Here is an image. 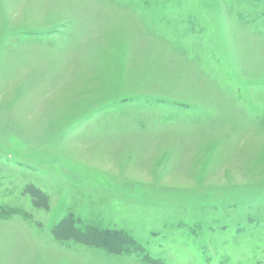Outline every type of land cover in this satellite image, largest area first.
Returning <instances> with one entry per match:
<instances>
[{
    "label": "rangeland",
    "instance_id": "rangeland-1",
    "mask_svg": "<svg viewBox=\"0 0 264 264\" xmlns=\"http://www.w3.org/2000/svg\"><path fill=\"white\" fill-rule=\"evenodd\" d=\"M90 230L264 264V0H0V264H147Z\"/></svg>",
    "mask_w": 264,
    "mask_h": 264
},
{
    "label": "trees",
    "instance_id": "trees-1",
    "mask_svg": "<svg viewBox=\"0 0 264 264\" xmlns=\"http://www.w3.org/2000/svg\"><path fill=\"white\" fill-rule=\"evenodd\" d=\"M31 191L35 196H38L41 194L40 191L34 188H30ZM71 220L63 221L61 225H70ZM58 226V227H60ZM56 229V228H55ZM87 237H90L96 242V246H100L105 248L108 252L119 254L124 251H130L132 249L139 252L141 255H143V260L147 264H165L164 262L160 260H154L153 258H150L146 255H144V249L141 245H137V243L133 240V238L123 232V231H113V230H104V231H95L90 230L86 232ZM143 252V253H142Z\"/></svg>",
    "mask_w": 264,
    "mask_h": 264
}]
</instances>
